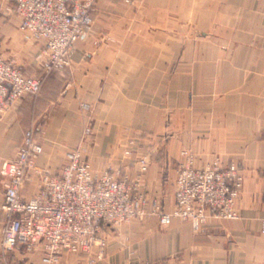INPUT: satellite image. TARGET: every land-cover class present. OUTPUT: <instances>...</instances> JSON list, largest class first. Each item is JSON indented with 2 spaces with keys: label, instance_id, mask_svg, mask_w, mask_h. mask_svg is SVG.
I'll return each instance as SVG.
<instances>
[{
  "label": "crops",
  "instance_id": "1",
  "mask_svg": "<svg viewBox=\"0 0 264 264\" xmlns=\"http://www.w3.org/2000/svg\"><path fill=\"white\" fill-rule=\"evenodd\" d=\"M9 5L0 0V52L37 76L40 45L23 40ZM93 18L71 67L48 75L39 96L0 119V169L33 128L44 146L37 164L57 172L65 152L79 148L90 116L93 170L123 168L133 181L137 159L149 156L142 191L168 212L184 151L200 168L217 158L224 168L235 164L244 180L237 219H211L195 231L150 215L108 229L102 258L95 248L66 253L59 264H264V0H100ZM31 64L38 70L24 69ZM83 103L91 105L88 114ZM128 136L136 145L126 159ZM27 188V196L35 191ZM3 195L0 175V250ZM10 257L42 264L39 253Z\"/></svg>",
  "mask_w": 264,
  "mask_h": 264
},
{
  "label": "built area",
  "instance_id": "2",
  "mask_svg": "<svg viewBox=\"0 0 264 264\" xmlns=\"http://www.w3.org/2000/svg\"><path fill=\"white\" fill-rule=\"evenodd\" d=\"M8 1L7 11L21 20L23 40L40 45L37 61L41 74L28 76L13 58L0 52V119L25 98L37 96L48 75L71 67L77 44L91 35L93 12L100 0ZM99 43L94 41L95 46ZM82 110L88 114L91 105L83 103ZM91 121L89 116L79 148L65 152L55 173L37 164L44 146L33 128L26 131L15 157L3 161L1 209L7 221L2 229L0 264H17L10 255L21 250L41 254L42 264H58L66 253L91 254L95 248L99 249L97 257L102 258L108 229L150 215H157L162 226L179 219L195 231L211 219L238 218L235 205L244 177L235 164L224 168L217 158L200 168L192 154L182 152L175 206L168 212L161 208L159 199L142 191V178L150 168L148 156L137 159L139 174L133 181L122 168L103 173L93 170L87 147ZM134 142L128 141L125 156L131 155ZM29 185L35 186V191L27 196ZM261 234L264 236V219Z\"/></svg>",
  "mask_w": 264,
  "mask_h": 264
},
{
  "label": "rangeland",
  "instance_id": "3",
  "mask_svg": "<svg viewBox=\"0 0 264 264\" xmlns=\"http://www.w3.org/2000/svg\"><path fill=\"white\" fill-rule=\"evenodd\" d=\"M99 45H100V43H99ZM16 62H17V64H20L21 66H23L21 63H19L18 61H17V59L16 58H13ZM25 65H27V64H25ZM27 68H28V71L30 70V71H33L32 69H34L35 71L36 70H38L37 69V66H35V65H28L27 67H24V69H26L27 70ZM39 70H40V68H39ZM28 74V76H32L31 75V73H27ZM41 74V71H40V73H39V75ZM42 91V90H41ZM41 93V92H40ZM39 93V94H40ZM39 94L37 95V96H39ZM32 98L33 97H36V96H31ZM23 101V100H22ZM22 101L21 102H19L14 108H12L10 111H12L13 109H16V108H18V107H20L21 105H22ZM9 111V112H10ZM131 139H134L135 140V144H134V146H133V148H132V153H133V149H134V147H135V145H136V137H134V136H128L127 137V141H126V145L128 144V141L129 140H131ZM125 150V149H124ZM132 153H131V155H132ZM130 155V156H131ZM130 156H125V153H124V158H126V159H128ZM144 156H147V155H144ZM149 157V156H148ZM114 169H116V168H114ZM122 170H123V168H122ZM160 204H161V208L163 209V203H161L160 202ZM165 210V209H164ZM166 211V210H165ZM238 214V213H237ZM59 264V263H58Z\"/></svg>",
  "mask_w": 264,
  "mask_h": 264
}]
</instances>
